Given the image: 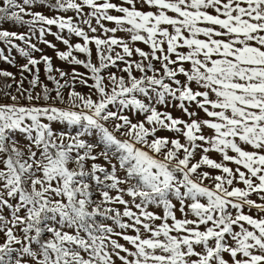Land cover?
Returning <instances> with one entry per match:
<instances>
[{
  "label": "snow or ice",
  "instance_id": "6c2138e0",
  "mask_svg": "<svg viewBox=\"0 0 264 264\" xmlns=\"http://www.w3.org/2000/svg\"><path fill=\"white\" fill-rule=\"evenodd\" d=\"M0 42V264H264V0H0Z\"/></svg>",
  "mask_w": 264,
  "mask_h": 264
},
{
  "label": "rangeland",
  "instance_id": "374dc122",
  "mask_svg": "<svg viewBox=\"0 0 264 264\" xmlns=\"http://www.w3.org/2000/svg\"><path fill=\"white\" fill-rule=\"evenodd\" d=\"M49 39H53L52 37H49ZM42 47H44L43 45H41ZM62 47V46H61ZM0 48H4L5 49V54L7 53V49L6 46L0 42ZM46 51L49 52V54H51V49H45ZM12 56H14L18 61L22 59V57L19 55V53L14 49L11 53ZM57 63H60L59 61H57ZM0 68H10V65H8L7 63L0 61ZM13 71H15V69H11Z\"/></svg>",
  "mask_w": 264,
  "mask_h": 264
}]
</instances>
